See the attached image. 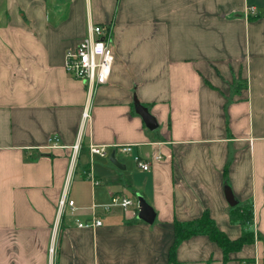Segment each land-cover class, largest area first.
<instances>
[{
    "label": "crops",
    "instance_id": "crops-1",
    "mask_svg": "<svg viewBox=\"0 0 264 264\" xmlns=\"http://www.w3.org/2000/svg\"><path fill=\"white\" fill-rule=\"evenodd\" d=\"M89 25L106 29L114 62L84 122L87 88L65 57ZM91 145L108 151L93 157L96 186ZM67 185L76 210L59 220ZM226 187L253 206L255 241L225 260L196 235L177 264H264V0H0V264H174L175 221L208 211L229 238L242 235ZM113 195L137 203L105 211ZM139 197L152 224L138 218ZM93 216L103 225L77 227Z\"/></svg>",
    "mask_w": 264,
    "mask_h": 264
},
{
    "label": "built area",
    "instance_id": "built-area-1",
    "mask_svg": "<svg viewBox=\"0 0 264 264\" xmlns=\"http://www.w3.org/2000/svg\"><path fill=\"white\" fill-rule=\"evenodd\" d=\"M251 12L255 11V8L250 9ZM106 29L100 25H89L87 37L73 50H69L65 57V69L67 74L77 80L85 83L87 88L88 103L83 111V121H87L90 118V103L94 97L95 91L99 86L108 83L111 76L114 51L106 38ZM53 147H58L56 143L57 139L53 141ZM81 145L77 142L73 146L74 159L72 161L70 173L73 171L76 156L79 154ZM117 151L125 154L133 152L132 145H119L115 147ZM94 156L107 157L108 151L106 146H89L90 166L85 172L87 178L93 183V185H99L100 181L97 180L93 169L92 162ZM160 157H154L158 160ZM136 164L144 171L150 169V162L147 159H143L139 156L135 157ZM136 200L126 197L124 195H113L111 202L102 206L105 211H109L113 207H119L124 210L131 208L136 204ZM59 220L66 213L74 214L76 207L75 202L68 197V185L64 191V194L59 200ZM58 220V221H59ZM76 225L79 228H96L103 225L102 220L93 216L89 220H76ZM50 253L53 256L54 246L51 247ZM249 264H260L258 261L251 262Z\"/></svg>",
    "mask_w": 264,
    "mask_h": 264
},
{
    "label": "trees",
    "instance_id": "trees-1",
    "mask_svg": "<svg viewBox=\"0 0 264 264\" xmlns=\"http://www.w3.org/2000/svg\"><path fill=\"white\" fill-rule=\"evenodd\" d=\"M228 166L224 170L225 178L227 177ZM232 222L238 223L242 227V235L238 239L229 238L225 232L220 230L215 221L211 218L208 211L192 221H175L174 222V241L170 248V261L177 264L176 249L180 243L196 235L208 236L212 241L217 243L224 252V259H229V254L239 251L244 245L251 244L255 241V234L250 230L253 223V206L251 204L237 205L231 209Z\"/></svg>",
    "mask_w": 264,
    "mask_h": 264
},
{
    "label": "water",
    "instance_id": "water-1",
    "mask_svg": "<svg viewBox=\"0 0 264 264\" xmlns=\"http://www.w3.org/2000/svg\"><path fill=\"white\" fill-rule=\"evenodd\" d=\"M134 106L136 112L142 117V119L145 122L146 127L154 131L158 128V122L156 118L149 112L148 108L143 106L135 97L134 99ZM110 161L116 165L117 167H120V163L116 160L115 154L113 153L110 156ZM225 196L228 204L231 207H235L237 205V201L234 198V195L232 194V191L229 187L225 188ZM155 212L154 209L146 202V200L142 197H139V213L138 218L146 223L152 224L155 220Z\"/></svg>",
    "mask_w": 264,
    "mask_h": 264
}]
</instances>
